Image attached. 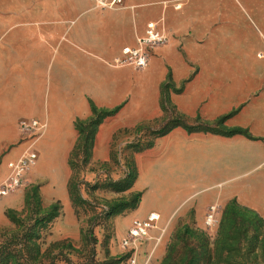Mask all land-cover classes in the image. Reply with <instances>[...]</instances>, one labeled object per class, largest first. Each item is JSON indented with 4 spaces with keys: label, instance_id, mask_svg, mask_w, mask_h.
Here are the masks:
<instances>
[{
    "label": "crops",
    "instance_id": "crops-1",
    "mask_svg": "<svg viewBox=\"0 0 264 264\" xmlns=\"http://www.w3.org/2000/svg\"><path fill=\"white\" fill-rule=\"evenodd\" d=\"M167 3L182 6L174 10ZM49 4L8 11L0 33V186L8 175L5 163L27 145L37 157H70L78 140L74 123L91 117V104L119 109L98 127L92 150V157H110L116 133L162 116V90L170 78L169 99L180 115L226 118L228 129H246L253 139L182 128L156 138L134 155L141 215L169 216L177 202L199 201L200 216L192 223L203 225V212L235 200L264 219V51L221 58L217 47L206 46L218 34L217 19H234L237 8L264 28V0H124L119 10L96 9L91 0L80 9L73 1ZM149 21L158 23L167 42L142 70L114 66ZM21 121L43 129L25 142ZM40 176L37 163L23 187L0 196V228L10 223L7 211L24 208L26 186ZM145 198L151 205L143 208ZM49 199L40 188L42 205Z\"/></svg>",
    "mask_w": 264,
    "mask_h": 264
},
{
    "label": "rangeland",
    "instance_id": "rangeland-1",
    "mask_svg": "<svg viewBox=\"0 0 264 264\" xmlns=\"http://www.w3.org/2000/svg\"><path fill=\"white\" fill-rule=\"evenodd\" d=\"M51 1L0 0V33L8 11L47 9ZM62 1H71V4L73 1L77 9L83 7V0ZM91 2L96 8L93 0ZM171 4L167 6L172 7L174 3ZM217 20L220 22L215 28L219 29L218 34L209 38L206 46L217 47L219 57L240 58L264 51V28L256 26L238 8L234 10V19ZM164 109L156 121L116 133L110 145V157H92L84 165L83 148L75 150L70 154L74 157L71 169L70 157H38L41 174L38 184L26 186L25 205L13 216L15 223L0 228V246L13 252L12 263L127 264L134 254L136 264H189L193 257L196 258L194 264H264L261 252L264 225L241 210L238 211L242 216L234 218L228 211L231 201L214 206L213 223H206L209 211H205L204 224L194 225L192 222L200 216L197 213L199 201L181 200L172 206L169 216L159 217L157 227L149 231L148 237L141 240L134 251L121 247V240L127 236L132 222L146 218L141 215L142 194L135 187L136 180L129 188L137 171L134 155L152 144L157 132L178 119L172 106L164 104ZM180 122L198 130L218 133L230 130L221 119L206 122L185 118ZM81 129L78 140L83 144L90 138L92 126L83 124ZM20 132L25 142L39 133L22 129ZM28 148L27 145L17 157ZM40 188L47 190L48 201L52 200L47 206L40 200ZM150 205L151 201L145 198L143 208ZM220 222L233 239L226 244L218 240ZM254 237L259 240L256 242ZM254 244L259 249L256 254L250 252Z\"/></svg>",
    "mask_w": 264,
    "mask_h": 264
},
{
    "label": "built area",
    "instance_id": "built-area-1",
    "mask_svg": "<svg viewBox=\"0 0 264 264\" xmlns=\"http://www.w3.org/2000/svg\"><path fill=\"white\" fill-rule=\"evenodd\" d=\"M96 8L101 10H119L124 8V0H93ZM182 4L174 3L172 8L179 10ZM168 38L158 23L149 21L145 25L142 36L136 38L134 47L125 46L121 49L120 56L114 60L116 67H132L142 70L148 65L150 54L157 47L164 45ZM20 128L24 132L41 131L43 126L36 121L20 122ZM37 154L31 149H26L19 157L7 162L6 169L9 174L3 184L0 186V196H6L11 192L24 186V176L37 163ZM215 207L209 208V214L206 223L214 222L213 213ZM159 215L149 214L144 220H135L130 225L127 236L121 240V247L124 250L134 251L139 242L148 237L149 231L156 228L159 222ZM210 219V221H208ZM127 264H136V257L133 254L129 257Z\"/></svg>",
    "mask_w": 264,
    "mask_h": 264
},
{
    "label": "trees",
    "instance_id": "trees-1",
    "mask_svg": "<svg viewBox=\"0 0 264 264\" xmlns=\"http://www.w3.org/2000/svg\"><path fill=\"white\" fill-rule=\"evenodd\" d=\"M167 84L166 86L163 87V90H162V112L165 111L164 109V104L167 105L168 107L169 106H172L174 108V110L176 111L175 107L171 104L170 102V99H169V88L171 86V80L170 78L167 79ZM118 108L116 109H112V110H107V109H98L96 106H94L93 104H91V117L85 121H81V120H76L75 123H74V127L78 133V135L81 133L82 129H81V126L83 124H90L92 126V133L90 135V138L88 139H85L83 141V144L80 140H77V143L73 149V151L75 150H80L83 148L84 150V155L85 157H82L83 158V161L82 163L85 165V164H88L91 159H92V150H93V146H94V140H95V136H96V133H97V130H98V127L103 123V121L108 118V117H111L113 116L114 114H116L118 112ZM176 114L178 115V119H176V121H174L170 127H165L163 128L160 132H157L155 134V137L158 138V137H162L166 134H168L170 131H172L173 129L175 128H182L184 129L185 131H187L188 133H194V132H204V133H215V134H221V135H224V136H233V135H242L244 137H246L247 139H253V137L251 136V134L246 130V129H243V128H232L230 130H228L227 132L225 133H218V132H213V131H208V130H198V129H193V128H189V127H185L184 125H182V123L180 122V119H185V117L183 115H180L177 111H176ZM199 121H202L200 118H197ZM226 118H221V121L222 123L224 124ZM153 143L152 144H149L145 149H148L150 147H152ZM144 149V150H145ZM74 157H70V161L68 162V166L70 167V169L72 168V159ZM137 178V171H136V175L135 176H132V183L130 184L129 188H131L135 182ZM68 189L70 191V196L72 195L71 194V182L68 184ZM238 210H241V211H245V212H248L250 214L253 215V218L254 220L257 222V223H260L261 226L264 225V219L260 218L258 216V214H256L254 211L250 210V209H247L245 207H241L239 206L235 200H232L231 201V206L229 208V213L231 215L235 217H238V216H242V214H240V211ZM16 215V212L15 211H7L6 212V217L7 219L10 221V222H13V216ZM260 226V227H261ZM225 225L223 222H220L219 223V227H218V230L219 232L217 233L218 235V240L220 241H224V243L226 244L228 241H231L233 240L232 237L230 235V232H227L225 231ZM231 228H229L230 230ZM258 231V228L256 230V232ZM254 240L257 242L259 239L258 237H254ZM259 244V243H258ZM16 245V244H14ZM259 251L258 247L256 246V244H254V246L252 247L251 249V253L252 254H256L257 252ZM261 252L263 253V256H264V239H262V248H261ZM12 258H14L13 256V252L9 251L8 248L6 247H3V246H0V264H14L12 263ZM195 260L196 258L193 257V259L191 260V262H189V264H194L195 263Z\"/></svg>",
    "mask_w": 264,
    "mask_h": 264
},
{
    "label": "bare ground",
    "instance_id": "bare-ground-1",
    "mask_svg": "<svg viewBox=\"0 0 264 264\" xmlns=\"http://www.w3.org/2000/svg\"><path fill=\"white\" fill-rule=\"evenodd\" d=\"M152 215H155L156 216L157 214L155 213V214H152ZM208 221H210V219Z\"/></svg>",
    "mask_w": 264,
    "mask_h": 264
}]
</instances>
